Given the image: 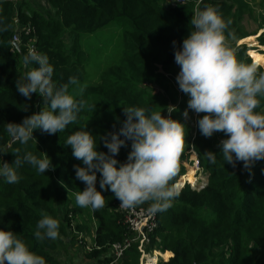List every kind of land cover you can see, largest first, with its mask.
<instances>
[{
    "label": "trees",
    "instance_id": "16d2710c",
    "mask_svg": "<svg viewBox=\"0 0 264 264\" xmlns=\"http://www.w3.org/2000/svg\"><path fill=\"white\" fill-rule=\"evenodd\" d=\"M48 2L51 12L33 9L22 0L0 2V19L8 26L7 31L0 33V147L7 150L0 155V160L11 164L14 154L23 156L30 151L38 157L46 154L55 166L54 170L40 174L24 163L17 170L22 177L18 183L8 184L0 179V229L17 234L30 251L44 257L46 264H69L55 251L59 249L61 235L69 238L70 246L74 245L83 254L87 263L82 264L120 261L140 264L143 259L138 240L113 263L114 245L134 239L119 212L120 201L113 193L102 191L105 206L98 210L76 205L75 194L84 189V184L75 179L73 165H80V161L72 156L71 147L65 141L76 131H89L97 141V150L107 152L99 138L119 129L125 119L123 107H144L161 111L162 116L186 128L177 171L169 181L179 195L167 210L156 212L158 227L149 235L150 242L143 245L144 254L154 251L172 254L169 260H160L158 264H264V159L256 161L250 171L243 168L242 162L235 167L224 165L219 154L217 163L210 164L204 154L218 153L220 140L227 137L217 132L206 138L200 134L197 123L196 127L185 123L188 95L179 89L176 80L167 77L168 74L177 76L179 72L172 42L176 41L178 50L192 29L191 18L206 6L214 7L231 21L228 31L235 38H230L228 44L236 58L246 64H252L253 60L258 72L264 71V47L261 46H264V32L259 37L260 46L252 36L264 29V0H202L197 6L192 2L176 4L169 0ZM249 18L253 20L247 21ZM244 22L254 23L255 27L249 29ZM28 25L32 27L30 34L23 30ZM112 29L117 37L114 50L94 80L85 70L83 39ZM16 32L22 41L19 48L12 45ZM246 40L258 47L251 46L252 59L247 56L246 46H240L236 52V44ZM30 44L49 57L57 87L67 83L70 76L77 77L84 90L80 93L70 85L69 93L83 99L85 106L77 121L64 131L49 135L35 130L36 141L29 140L22 145L7 135L5 124H19L25 117L47 109L40 96L33 93L27 99L15 86L16 79L22 78L27 70L23 56ZM169 108L174 110L169 112ZM258 110L264 111V98ZM203 115L200 113L198 119ZM192 131L196 133L195 138L191 136ZM191 146L200 169L209 176L207 186L199 191L191 189L188 180V172L194 166H187L180 178L185 162L192 157ZM129 151L130 142L114 158L123 163ZM99 178L97 174L96 186L101 191ZM57 205L65 208L64 214L57 211ZM42 212L59 220L57 239L35 238V226ZM87 234L91 236L89 244ZM70 246L67 243L64 252L67 255L71 252Z\"/></svg>",
    "mask_w": 264,
    "mask_h": 264
},
{
    "label": "clouds",
    "instance_id": "9594fccd",
    "mask_svg": "<svg viewBox=\"0 0 264 264\" xmlns=\"http://www.w3.org/2000/svg\"><path fill=\"white\" fill-rule=\"evenodd\" d=\"M190 23L192 29L178 50L175 49L176 41L172 42L174 62L179 66L175 79L179 89L189 96L187 109L196 114L204 113L197 120L200 134L209 138L222 132L227 137L220 141L218 153L204 155L210 164L217 163L219 154L224 165L235 167L242 162L243 168L250 171L256 161L264 159V111L258 110L260 100L264 98V71L258 72L255 64H246L236 58L227 42L235 38L228 31L231 21L223 18L214 7L206 6L198 11ZM0 25V33L8 30L2 19ZM263 32L252 35L259 46L257 38ZM249 44L240 42L236 52L240 46H246L250 57V46L258 47ZM23 63L27 70L15 81L17 91L27 99H31L33 93L37 94L47 104V109L25 117L19 124H5L7 135L22 145L35 140V130L49 135L64 131L77 121L85 106L83 99L69 93L70 85L78 88L80 93L84 90L83 85L77 77L70 76L67 83L57 87L52 79L54 67L46 54L29 49L23 56ZM169 109V112L174 110ZM123 112L125 119L120 122L119 129L99 138L107 152L97 150V141L89 131H76L67 137L66 145L71 147L72 156L82 165H73L75 179L84 184V189L75 194L76 205L93 211L103 208L102 191L107 190L120 201V207L150 202L149 212H163L179 195L169 181L177 171L186 128L182 123L162 116L161 111L129 106L123 107ZM184 116H188L187 110ZM129 142L130 151L121 163L114 157L122 147H129ZM6 152L0 147V155ZM14 156L11 164L0 160V179L8 184H16L22 179L17 170L24 163L40 174L55 168L46 154L38 157L29 151L23 156ZM197 168L199 171V161ZM97 174L101 191L96 186ZM205 181L198 189L190 188L199 191L207 186L208 179ZM59 226L57 218L42 212L34 236L38 240H55L59 237ZM154 253L161 257L158 251ZM0 264H46V261L30 251L17 234L0 229Z\"/></svg>",
    "mask_w": 264,
    "mask_h": 264
},
{
    "label": "rangeland",
    "instance_id": "374dc122",
    "mask_svg": "<svg viewBox=\"0 0 264 264\" xmlns=\"http://www.w3.org/2000/svg\"><path fill=\"white\" fill-rule=\"evenodd\" d=\"M24 1L26 3H28L29 6L31 8H33V9H40V10H44L45 12H51L52 11L48 0H24ZM24 1L22 0V2H24ZM255 10L259 11L262 14V12L258 8H255ZM261 14H260V16H261ZM246 20L247 21H252L253 19L249 18V19H246ZM244 23L247 24V22H244ZM246 27H249V29H250V27H255V24L254 23H251L250 25L247 24ZM263 31L264 30L262 29L261 32H263ZM258 34H260V31L256 35H258ZM255 39H256V37L254 38V40ZM257 39H258V42H259V38H257ZM83 40H84V46H85V58L87 60V62L85 64V70L89 74V76L95 80L97 78V76L99 75L100 71L103 70L105 65L108 63V56L114 50V47H115V44H116V40H117V37L115 35V29H112L111 32H109V30L100 31L97 34L84 37ZM229 40L230 39H228V41H227L228 43H229ZM244 42H245V44L246 43L249 44L252 41L251 40H248V41L246 40V41H243L241 43H244ZM239 43H240V41H239ZM239 43L236 44V47L239 45ZM259 44H260V42H259ZM261 46L264 47L263 45H261ZM252 64H254L253 61H252ZM262 67L264 68V66H262ZM167 77L168 78L172 77V80H176L175 79L176 76H174V75L168 74ZM188 99H189V96H188ZM186 110L188 111V116L187 117L184 116V122L189 124L190 126L196 127V123H197L199 114H196L192 110L187 109V108H186ZM194 116L196 118L195 120H194ZM192 123H194V124H192ZM191 136H192V138H195L196 133L194 131H192ZM191 149H192V146L190 148V152H192ZM193 159H194V156H192L190 159H188L185 162L183 174L185 173V171L187 169V166H193L192 165L193 164ZM194 166H196L195 162H194ZM198 177H199V183H202L203 178L204 179H208L209 176H208L207 173H205L199 167L197 179H198ZM197 189H198V187H197ZM140 205H141V207H145V208H148V209L150 207V204H148L146 202L142 203V204H139L138 206H140ZM57 211L60 214H64L65 208L62 205H57ZM85 220L87 221V217L85 218ZM87 240H88L87 243L89 244L91 242V236L88 235V234H87ZM66 242L69 244V246L71 245V242H70L69 238L67 240L65 237H63V235H61L60 236L59 249L55 250V251H57L56 252L57 256L60 257L61 254H62L64 256L63 259L67 260L69 264L71 262H73L74 264H82L83 261L85 263H87V261L84 259L83 254L80 253L79 251H77L75 249L74 245L70 246V247H72L70 254H68V255L65 254L64 252H65V249L67 247V243ZM169 258H170V256L167 257L166 253H163V254L161 253V257H160V255L158 253H151V254L146 255L144 257V260H142L140 262V264H158L157 262H159L160 260H169ZM142 259H143V256H142ZM117 264H122V261H120Z\"/></svg>",
    "mask_w": 264,
    "mask_h": 264
},
{
    "label": "built area",
    "instance_id": "2783aa9c",
    "mask_svg": "<svg viewBox=\"0 0 264 264\" xmlns=\"http://www.w3.org/2000/svg\"><path fill=\"white\" fill-rule=\"evenodd\" d=\"M176 4H186L189 2L194 3L196 6L202 1V0H169ZM23 30L26 31V34H30L32 27L28 25L26 28H23ZM13 42L15 43V47L19 48L22 41L21 36L19 32H16L12 36V45ZM29 49H35L33 45H29ZM36 50V49H35ZM194 116V120H195ZM222 140V139H221ZM220 140V141H221ZM193 152V149H192ZM194 153V152H193ZM194 162L196 166L198 167V159L196 154L194 153ZM205 181V179L203 178ZM206 184V181H205ZM205 184L202 186L204 187ZM119 212L122 213L124 216V224L127 226L129 231L133 233L134 239H127L125 244H115L114 245V255L115 259L113 263H116L119 261L124 251L131 246L132 243L135 241H140V250L142 251L143 258L146 256L143 252V245L148 244L150 242L149 235L152 234L158 227V221H157V213H151L149 212L148 208L141 207V206H133L130 208H124L119 206Z\"/></svg>",
    "mask_w": 264,
    "mask_h": 264
},
{
    "label": "bare ground",
    "instance_id": "6f19581e",
    "mask_svg": "<svg viewBox=\"0 0 264 264\" xmlns=\"http://www.w3.org/2000/svg\"><path fill=\"white\" fill-rule=\"evenodd\" d=\"M197 172L198 169L196 166H194L192 170L188 172L189 184L193 188L201 187V185L204 183V180H202V183H199V177L197 179V175H198Z\"/></svg>",
    "mask_w": 264,
    "mask_h": 264
},
{
    "label": "crops",
    "instance_id": "0c3cea01",
    "mask_svg": "<svg viewBox=\"0 0 264 264\" xmlns=\"http://www.w3.org/2000/svg\"><path fill=\"white\" fill-rule=\"evenodd\" d=\"M166 255H167V257L168 256H170V257L172 256V254L170 252H167Z\"/></svg>",
    "mask_w": 264,
    "mask_h": 264
}]
</instances>
